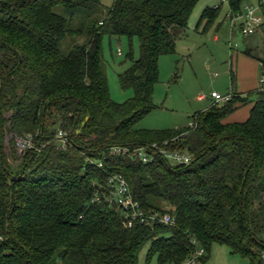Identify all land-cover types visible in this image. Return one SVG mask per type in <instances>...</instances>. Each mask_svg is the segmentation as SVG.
<instances>
[{"label": "trees", "instance_id": "16d2710c", "mask_svg": "<svg viewBox=\"0 0 264 264\" xmlns=\"http://www.w3.org/2000/svg\"><path fill=\"white\" fill-rule=\"evenodd\" d=\"M200 1L115 0L104 18L91 20L101 0H0V264H139L146 247L145 264H183L196 244L205 249L199 263L220 244L263 264L261 80L259 89L197 113L192 126L138 127L157 107L160 58L176 52V35ZM257 1L264 28V0ZM228 3L230 20L247 14L242 0ZM221 8L206 9L199 26L208 30ZM79 14L86 23L76 25ZM85 34L84 44L62 52L65 40ZM106 36L140 42V58L130 53L119 75L122 89L134 91L124 103L112 99L104 71ZM251 104L245 121L227 122ZM27 136L40 151L18 153L16 138ZM152 145L147 164L111 151ZM160 148L187 153L191 163H174ZM113 175L125 178L145 215L171 214L175 224L136 221L130 228L119 207L94 202Z\"/></svg>", "mask_w": 264, "mask_h": 264}, {"label": "rangeland", "instance_id": "374dc122", "mask_svg": "<svg viewBox=\"0 0 264 264\" xmlns=\"http://www.w3.org/2000/svg\"><path fill=\"white\" fill-rule=\"evenodd\" d=\"M242 1L244 13L247 8H258L257 0ZM114 2L101 0V6L91 20L104 18ZM218 6L222 7L218 19L205 31V22L199 26L203 13L208 8ZM229 13L228 0H201L198 3L188 28L176 35V52L160 58L159 82L153 96L157 107L138 124L140 129L170 130L187 127L197 113L206 111L216 103L211 98L213 92L227 96L237 93L242 85L247 86L255 80L259 83L263 74L261 61H264V28L256 27L254 34L245 35L241 21L232 25L227 18ZM75 22L76 25L86 23L85 14L77 15ZM86 40V34L67 39L62 44V52L67 55L75 45H82ZM247 52H251V55ZM130 53L134 60L140 58V42L137 38L130 42L127 37H105L103 67L111 97L117 103H124L134 96V91L122 89L119 81V75L131 65L128 57ZM249 107L232 114L227 122H243L245 116L241 115L247 113ZM147 251L146 247L140 253L139 264H145ZM151 264H158L157 259H153ZM198 264L249 262L232 254L227 246L214 244L207 262Z\"/></svg>", "mask_w": 264, "mask_h": 264}, {"label": "built area", "instance_id": "2783aa9c", "mask_svg": "<svg viewBox=\"0 0 264 264\" xmlns=\"http://www.w3.org/2000/svg\"><path fill=\"white\" fill-rule=\"evenodd\" d=\"M238 20L244 21V28L242 29L245 35L254 34L256 27H259L263 23L261 15H258L257 9L247 8V14L244 16H238L231 19L232 25L238 22ZM261 83L264 84V66H263V76L261 77ZM233 97L232 95L221 96L218 93H212V98L215 102H227ZM192 126V124H190ZM61 147L66 148L69 144L68 136L60 131L57 135ZM16 148L19 154L26 152L27 150L40 151V145L35 143L33 136H27L25 138H16ZM168 143H165V146ZM157 146H143L132 148L130 146L126 147H114L111 149L113 156H126L132 155L142 160L143 163L147 164L153 161L154 156L151 154L150 150H156ZM161 155H164L169 160L177 164H190L192 158L187 153H180L178 151L169 152L165 148H160L159 150ZM99 167L102 166L101 163L98 164ZM102 200L108 202L110 205H114L120 208L123 212L126 219L128 227H132L136 221H140L141 224L145 226H152L156 222H160L166 225L173 226L175 220L171 214H152L150 216L145 215L144 212L140 209L137 201L134 200L129 185L125 178L121 175H113L110 177L108 182V192L104 193L101 197L97 195L94 199V202H101ZM197 248L194 254L183 264H198L199 260L204 257L205 249L196 244ZM262 260L264 264V251L262 253Z\"/></svg>", "mask_w": 264, "mask_h": 264}, {"label": "crops", "instance_id": "0c3cea01", "mask_svg": "<svg viewBox=\"0 0 264 264\" xmlns=\"http://www.w3.org/2000/svg\"><path fill=\"white\" fill-rule=\"evenodd\" d=\"M233 32V31H232ZM261 87V84H260V81H259V83H257V81L255 80L254 82H252V83H250L249 85H247V86H245V85H242L241 86V90H237V93L238 94H246V93H248V92H251V91H254V90H257V89H259ZM214 93V92H213ZM211 98H212V96H211ZM200 100L202 99L201 97L199 98ZM213 99V98H212ZM214 104V103H213ZM212 104V105H213ZM250 107H249V109L246 111L247 113H245V114H243V115H241L242 117H244V119L246 120L247 118H248V116H249V113H250V110H251V107L253 106L252 104L251 105H249ZM211 107V106H210ZM209 107V108H210ZM245 107H247V106H245ZM208 108V109H209ZM244 107H242L241 109H239V110H237L234 114H236L237 112L238 113H240L241 112V110L243 109ZM207 109V110H208ZM240 111V112H239ZM245 120H243V121H245ZM231 123H233V122H231Z\"/></svg>", "mask_w": 264, "mask_h": 264}, {"label": "water", "instance_id": "95a60500", "mask_svg": "<svg viewBox=\"0 0 264 264\" xmlns=\"http://www.w3.org/2000/svg\"><path fill=\"white\" fill-rule=\"evenodd\" d=\"M89 117L82 123L81 127L77 130V134H81L84 127L86 126V124L88 123Z\"/></svg>", "mask_w": 264, "mask_h": 264}]
</instances>
